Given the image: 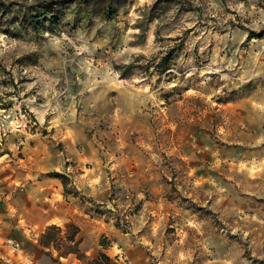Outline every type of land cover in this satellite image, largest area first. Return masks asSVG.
<instances>
[{
	"label": "rangeland",
	"instance_id": "1",
	"mask_svg": "<svg viewBox=\"0 0 264 264\" xmlns=\"http://www.w3.org/2000/svg\"><path fill=\"white\" fill-rule=\"evenodd\" d=\"M12 15L0 28V264H40L60 199L127 230L141 207L120 187L133 169L177 213L159 228L160 264H264V0H127L110 21L72 6L54 29ZM88 171L118 207L78 187Z\"/></svg>",
	"mask_w": 264,
	"mask_h": 264
},
{
	"label": "crops",
	"instance_id": "2",
	"mask_svg": "<svg viewBox=\"0 0 264 264\" xmlns=\"http://www.w3.org/2000/svg\"><path fill=\"white\" fill-rule=\"evenodd\" d=\"M91 172L88 171L82 174L83 177H79L78 187L87 192L88 196H92L102 208L118 207L116 200L110 198L109 183H98L99 180L97 181ZM136 174V169L128 171L120 185L122 189L132 193L136 203L141 204L137 212L126 215L127 230L119 229L111 221L105 220L104 216L97 218L86 214L80 206L75 205L79 201L75 197H72L74 206H71L70 202L66 208L63 207L64 199H60V217L45 216L44 228L50 224L60 227L78 225L81 229V248L89 254L100 251L106 253L112 258L110 264H160L162 232L160 233L159 228L162 223L164 227L167 226L170 217H175L177 213L169 209V206L174 204L163 198L159 182H155V179L142 181L139 174ZM147 187H152L151 194H146ZM101 236L107 238L106 241L101 242ZM62 258L67 261L79 260L74 254ZM38 261L40 264H55L48 255L38 258Z\"/></svg>",
	"mask_w": 264,
	"mask_h": 264
},
{
	"label": "trees",
	"instance_id": "3",
	"mask_svg": "<svg viewBox=\"0 0 264 264\" xmlns=\"http://www.w3.org/2000/svg\"><path fill=\"white\" fill-rule=\"evenodd\" d=\"M127 0H37L32 4H19L16 2H9L0 0V28L4 26L2 17L5 15L20 13L22 19L18 20L17 25L21 28L37 29L43 22L50 24L54 29L56 24H59V13L63 9H68L73 6V12L76 18L95 19L100 18L106 21L114 20L122 3ZM8 21V19H7ZM3 28V27H2ZM9 32V28L4 29ZM171 56L168 55L157 63V66H162L169 61ZM50 176L58 178L64 185L66 193H70L68 188V177L61 172H51ZM79 230L75 226L65 231L62 227L56 224L46 226L41 233L38 244L42 247L45 254L52 257L55 262L63 263L60 259L53 257L52 250H60L62 257H68L74 254L83 264H110L111 258L103 252H100L96 257L89 258L80 249V239H77Z\"/></svg>",
	"mask_w": 264,
	"mask_h": 264
}]
</instances>
